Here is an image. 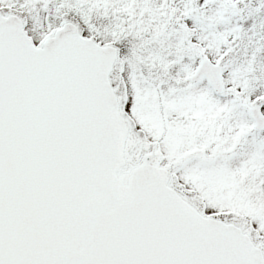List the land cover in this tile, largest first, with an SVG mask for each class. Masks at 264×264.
Instances as JSON below:
<instances>
[{"label": "snow or ice", "instance_id": "1", "mask_svg": "<svg viewBox=\"0 0 264 264\" xmlns=\"http://www.w3.org/2000/svg\"><path fill=\"white\" fill-rule=\"evenodd\" d=\"M0 264H264V0H0Z\"/></svg>", "mask_w": 264, "mask_h": 264}]
</instances>
